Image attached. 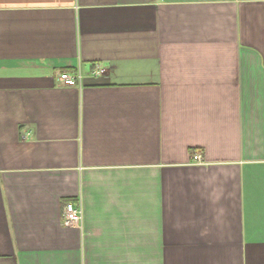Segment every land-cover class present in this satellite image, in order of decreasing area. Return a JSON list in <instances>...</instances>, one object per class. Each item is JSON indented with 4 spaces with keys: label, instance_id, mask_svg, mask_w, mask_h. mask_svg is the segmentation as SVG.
Wrapping results in <instances>:
<instances>
[{
    "label": "crops",
    "instance_id": "0c3cea01",
    "mask_svg": "<svg viewBox=\"0 0 264 264\" xmlns=\"http://www.w3.org/2000/svg\"><path fill=\"white\" fill-rule=\"evenodd\" d=\"M0 264H264V0H0Z\"/></svg>",
    "mask_w": 264,
    "mask_h": 264
},
{
    "label": "built area",
    "instance_id": "2783aa9c",
    "mask_svg": "<svg viewBox=\"0 0 264 264\" xmlns=\"http://www.w3.org/2000/svg\"><path fill=\"white\" fill-rule=\"evenodd\" d=\"M102 71V68L95 67L92 70L93 75H98ZM83 78L80 69L74 72L62 71L59 73V79L64 85L73 86L79 85ZM193 160L201 162V156L197 153L193 155ZM82 221V208L81 205L73 202H66L63 208V222L66 226H79Z\"/></svg>",
    "mask_w": 264,
    "mask_h": 264
}]
</instances>
